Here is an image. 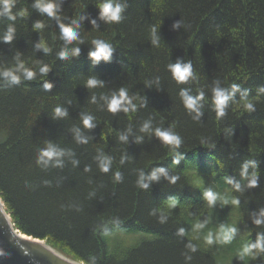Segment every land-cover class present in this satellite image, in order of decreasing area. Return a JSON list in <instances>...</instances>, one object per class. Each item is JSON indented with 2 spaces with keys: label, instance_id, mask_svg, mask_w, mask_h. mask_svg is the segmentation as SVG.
<instances>
[{
  "label": "trees",
  "instance_id": "trees-1",
  "mask_svg": "<svg viewBox=\"0 0 264 264\" xmlns=\"http://www.w3.org/2000/svg\"><path fill=\"white\" fill-rule=\"evenodd\" d=\"M120 2L126 5L122 19L107 23L98 0H56L60 23L84 17L80 40L67 45L57 19L33 8L34 0H16L13 13L24 8L26 16L0 17V35L15 27L11 42L0 40V71L13 68L19 53L35 73L31 80L19 73L18 83L0 77V198L14 228L85 264L93 258L95 264H264V254L238 256L244 244L264 235V224L253 222L264 209V0ZM37 21L42 29L33 28ZM94 39L111 44L107 61L89 57ZM40 40L47 53L36 48ZM73 47L78 55L58 58ZM177 61L192 66L185 82L168 70ZM44 64L46 75L39 72ZM89 78L101 84L89 88ZM232 84L240 87L218 118L213 89L232 92ZM121 88L135 111H108L104 98ZM181 91L194 99L203 93L199 115L186 108ZM245 93L253 111L237 106ZM56 107L66 115L57 117ZM85 115L93 117V127L83 126ZM145 122L173 131L180 145L173 151L154 131L142 132ZM49 144L64 153L59 164L56 158L39 161ZM102 156L111 158L107 172L100 168ZM249 161L255 162L248 167L257 173L255 187L240 174ZM157 168L166 175L147 179ZM141 172L147 187L138 183ZM209 188L239 205L218 199L209 206ZM197 223L204 227L195 229ZM233 224L231 243L205 242L208 232L215 237L221 225Z\"/></svg>",
  "mask_w": 264,
  "mask_h": 264
},
{
  "label": "clouds",
  "instance_id": "clouds-1",
  "mask_svg": "<svg viewBox=\"0 0 264 264\" xmlns=\"http://www.w3.org/2000/svg\"><path fill=\"white\" fill-rule=\"evenodd\" d=\"M16 0H0V17H7L9 21H15L17 16L24 17L27 15V10L24 8H21L18 12L13 13V8L15 7ZM99 7V17L100 19L104 20L107 23H118L122 19V13L126 7L124 3H121L120 0H98ZM32 7L38 10L42 14H46L49 18H56L58 21L59 29H60V38L63 40L65 45L72 43L73 41H79V31L80 28V20L84 19L83 16L79 17V19H73L70 24H64L60 23L59 15H58V8L59 5L56 3V0H34V3L32 4ZM92 24L95 26V20L91 21ZM44 27V24L40 21H37L33 24L34 29H42ZM14 32L15 27L13 24H9L6 28V30L3 32L2 35H0V40L4 42H11L14 38ZM152 34V43H157V36H156V27L153 26L151 29ZM92 44L94 45L93 49L89 51L88 55L93 60V62H97L101 59L108 60L112 53V46L108 42L102 40V39H94L92 40ZM36 48L43 49L45 53L49 51V48L45 44L44 40H40L39 43L36 44ZM78 55L79 54V48L73 47L72 49L64 48L60 50L57 53V56L59 59H66L69 55ZM16 64L13 68L4 69L0 71V77L3 78L4 81L9 83H18L21 79V76L19 73H23V78L31 80L34 78V71L30 70L29 68L25 67V62L20 59L19 53L15 56ZM168 70L170 71L171 75L177 82H185L189 77L193 76L192 66L190 63H180L177 61L175 64H169ZM49 71V66L47 64H44L40 66L39 72L42 75H46ZM86 84L89 88L96 87L97 85L101 84L100 81H98L95 78H89L86 81ZM238 84H232V92H227L224 88L221 87H215L213 89V104L216 111L217 117H222L225 115V108L228 106L229 100L232 98L233 93L239 89ZM44 88L49 89L50 85L46 82L44 83ZM259 91L264 92V88L259 89ZM181 97L183 98V103L186 106L187 109L192 111H197V115H199L198 112V99L202 98L203 93L200 94L199 97L193 98L185 91H181L180 93ZM95 97H93V100ZM106 106L108 111L110 112H117L119 110H123L125 113L129 112L131 109L132 111H135L136 106L131 103V98L127 94L126 88L119 89L118 93H113L110 98L105 97ZM238 107L242 106L243 109L247 111H253L255 108L254 103L247 99L246 93L242 97L241 104L237 105ZM55 115L57 117H63L66 115V111L63 110L60 107L55 108ZM82 124L85 128H91L94 126L93 124V117L90 115H85L82 117ZM142 132H149L154 131V134L162 141L165 145H170L172 147V150L174 151L176 147H178L181 143L180 137L174 133L171 130H164L161 128H150V122H145L141 128ZM77 138L81 142H87L86 137L79 136V133L77 132ZM120 140H125V135H120ZM140 137H137V140H139ZM64 153L60 150H57L55 147H53L51 144L48 145L46 149L41 150V154L39 156V161H42L43 164L47 165L50 160L53 158H56V164L60 163V160L58 159L60 156H62ZM100 168L102 171L107 172L109 169V164L111 162V158L109 157H101L100 158ZM178 162L174 161V163ZM249 164H251L253 167H255L254 161H249L245 163L242 166L241 169V177L246 179L247 186L248 187H255L257 185V173L254 171L251 174L248 173V167ZM160 175H166L164 168H157L153 170L150 174V176L147 177V179L155 180L158 179ZM115 178L119 180L120 176L119 173H116ZM145 177L143 172L140 174V180L138 183L141 187H147V184L143 183ZM177 177L173 176L170 178L171 182H175ZM228 184L232 185V187L238 191L241 190V186L239 183L233 182V180L228 179L226 181ZM204 198L206 199L209 206H212L218 199L221 200L224 204L231 203L233 206L239 205V200L237 198H232L230 201L227 199H223L219 196L217 192L212 190L211 188L207 189L204 192ZM176 204V201L173 200L169 203L168 207L172 208ZM161 219L163 220L164 217L162 216ZM254 224L255 225H261L264 224V209H261L259 211V214L254 218ZM204 227L203 223H197L195 225V229L199 230ZM179 232L181 234L184 233V229H179ZM237 233V228L233 225H221L219 227L218 232L216 233L215 237L213 233L210 231L205 236V242L209 245H211L214 240L216 242H219L221 244H228L233 241L235 238V235ZM188 247L195 251V245L189 244ZM264 254V235H257V239L255 242H248L242 246V248L238 252V256L241 260H243L246 257L250 258H256L258 255ZM6 253L0 249V258L5 257ZM190 258V257H189ZM91 264H95L94 258L91 261Z\"/></svg>",
  "mask_w": 264,
  "mask_h": 264
},
{
  "label": "water",
  "instance_id": "water-1",
  "mask_svg": "<svg viewBox=\"0 0 264 264\" xmlns=\"http://www.w3.org/2000/svg\"><path fill=\"white\" fill-rule=\"evenodd\" d=\"M0 249L6 253L0 258V264H85L62 255L44 240L20 233L14 228L1 199Z\"/></svg>",
  "mask_w": 264,
  "mask_h": 264
}]
</instances>
